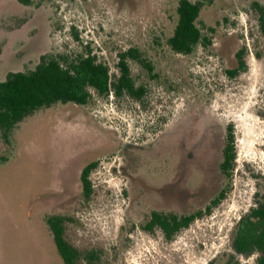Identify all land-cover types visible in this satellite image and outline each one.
Masks as SVG:
<instances>
[{
    "label": "rangeland",
    "instance_id": "rangeland-1",
    "mask_svg": "<svg viewBox=\"0 0 264 264\" xmlns=\"http://www.w3.org/2000/svg\"><path fill=\"white\" fill-rule=\"evenodd\" d=\"M194 2L200 0H192ZM205 0L199 25L211 44L191 55L168 44L179 0H0V82L42 57L92 52L115 80L131 60L141 100L92 92L85 106L43 108L0 136V264H65L47 220L67 219L79 264H226L242 216L264 200V38L254 3ZM213 29L214 31H211ZM246 48L248 69L235 78ZM236 137L231 180L220 171L227 127ZM92 193L84 194L83 170ZM224 201L174 240L143 226L154 211L189 215ZM258 194V195H257ZM258 196V197H257ZM97 259L90 263L86 256ZM256 264L257 255L237 257Z\"/></svg>",
    "mask_w": 264,
    "mask_h": 264
},
{
    "label": "trees",
    "instance_id": "trees-1",
    "mask_svg": "<svg viewBox=\"0 0 264 264\" xmlns=\"http://www.w3.org/2000/svg\"><path fill=\"white\" fill-rule=\"evenodd\" d=\"M32 0H22L30 4ZM205 0H179L177 14L178 23L174 35L169 39L171 49L182 55H191L199 45H210V39L203 33L199 25L200 15L205 7ZM258 14L259 26L264 38V5L256 2L253 5ZM211 31H214L211 29ZM246 48L237 55L238 67L228 70L227 74L235 78L247 71L245 60ZM139 63L150 74L154 71L151 61L144 58L137 49H130L119 56V76L115 80L110 67L99 61L92 52L76 57L44 56L35 70L30 72H10L6 79L0 82V136L10 145L13 130L35 112L49 108L56 104L73 103L80 106L87 105L92 92L100 97H108L114 93L117 97L129 96L141 100L145 95L144 87H138L132 76L130 61ZM236 137L234 126L227 127L223 160L220 164L221 173L231 180L236 166ZM0 157V161H6ZM97 163L88 165L82 172L81 182L87 198L92 193L90 174ZM227 189L206 207L205 210L189 215L174 213H151L149 221L143 230L154 233L159 230L167 241L174 240L183 230L188 229L197 219L210 214L227 196ZM258 195V194H257ZM258 197V196H257ZM67 219L61 216L48 218L47 224L51 230L57 250L65 264H79L82 255L65 237ZM234 255L230 256L226 264H241L237 257H251L257 255L256 264H264V200L258 199L256 206L239 220L232 243ZM92 263L97 259L93 253L86 256ZM209 264H215L211 262Z\"/></svg>",
    "mask_w": 264,
    "mask_h": 264
},
{
    "label": "flooded vegetation",
    "instance_id": "flooded-vegetation-1",
    "mask_svg": "<svg viewBox=\"0 0 264 264\" xmlns=\"http://www.w3.org/2000/svg\"><path fill=\"white\" fill-rule=\"evenodd\" d=\"M93 171V170H92ZM82 175V174H81Z\"/></svg>",
    "mask_w": 264,
    "mask_h": 264
}]
</instances>
